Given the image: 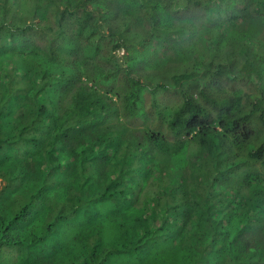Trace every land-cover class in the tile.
Masks as SVG:
<instances>
[{"label":"trees","instance_id":"16d2710c","mask_svg":"<svg viewBox=\"0 0 264 264\" xmlns=\"http://www.w3.org/2000/svg\"><path fill=\"white\" fill-rule=\"evenodd\" d=\"M0 264H264V0H0Z\"/></svg>","mask_w":264,"mask_h":264},{"label":"rangeland","instance_id":"374dc122","mask_svg":"<svg viewBox=\"0 0 264 264\" xmlns=\"http://www.w3.org/2000/svg\"><path fill=\"white\" fill-rule=\"evenodd\" d=\"M120 54H122V53H120ZM244 91L248 92V91H249L248 87H245V88H244ZM143 104H144V103H143Z\"/></svg>","mask_w":264,"mask_h":264}]
</instances>
